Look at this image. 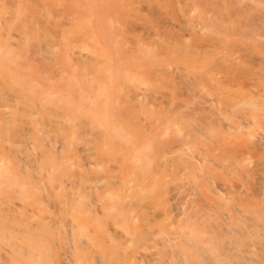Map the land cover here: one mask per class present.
Masks as SVG:
<instances>
[{
	"label": "bare ground",
	"instance_id": "1",
	"mask_svg": "<svg viewBox=\"0 0 264 264\" xmlns=\"http://www.w3.org/2000/svg\"><path fill=\"white\" fill-rule=\"evenodd\" d=\"M151 1L78 0L87 18L78 38L68 34L71 64L59 61L51 75L97 60L90 76L60 91L41 88L49 74L22 53L46 33L28 34L24 14L11 38L26 46L5 50L0 31V79L38 104L0 120V246H9L0 264H264V0H186L196 6L188 29L157 21L158 36L135 34L148 22L141 10L156 9ZM51 42L42 56L52 58ZM156 85L166 88L156 90L159 103L147 100ZM22 116L41 160L14 144ZM55 124L59 153L56 141L43 142ZM75 141L89 147L78 155ZM17 205L36 209L3 215Z\"/></svg>",
	"mask_w": 264,
	"mask_h": 264
},
{
	"label": "rangeland",
	"instance_id": "2",
	"mask_svg": "<svg viewBox=\"0 0 264 264\" xmlns=\"http://www.w3.org/2000/svg\"><path fill=\"white\" fill-rule=\"evenodd\" d=\"M46 2V5H43V3ZM152 6H154L156 9L152 10L151 13H148L147 9L141 10L142 14H145L147 25L144 29H138L134 33L135 34H144V36H158V29L156 27L157 21H160L161 23H169L173 27V31L177 32V27L173 25V23H176L177 25H181L182 29L186 30L188 27H190V22H193V18L191 15V8L192 10H195L196 6L189 7V4H187L186 0H152L151 1ZM178 3V4H177ZM77 4H79L78 0H0V31L2 35V49H7V47L11 48L15 47L18 50L21 48V46H26L24 43V39L19 38L18 40L12 39L11 34L18 32L16 28H21L23 24V18H21L24 14L28 17V19L24 20L25 25H27V31L28 34H32L35 31H41L45 32L46 38H43L42 40L34 41L31 44L32 51L22 52L24 55L29 57L28 66L32 67L34 69H39V71H44L47 75L49 74L48 78L44 76L41 81V88H43L45 91H49L51 89L50 85L54 84L56 85V88H59V91L61 88H65L68 85H71L73 82L74 84H77L79 80L83 79L84 77L90 76L92 74V71L89 68V65L97 60V57H83L78 62H73L72 67H74L75 71L72 70H66V74H56L52 77L51 73L56 69V66H58L61 60H66L65 65L68 67L71 64V59L68 58L69 53L73 50L75 47L74 40L69 39L68 41V34L71 32L74 37H79L78 28L82 24H84V20L87 18L86 16H82L81 13H78V7ZM178 7V8H177ZM181 10H180V8ZM186 8V9H185ZM62 9V10H59ZM80 10V9H79ZM5 12L4 15H7V19L5 20L3 18V12ZM11 11V12H9ZM2 12V14H1ZM181 12V14L179 13ZM179 15V16H178ZM160 16V18H159ZM163 17V18H162ZM38 19H48V21H45L44 23H40ZM186 19L185 24H183L182 21ZM36 20V21H35ZM27 21V22H26ZM54 39L55 42H51L50 47L52 50V58L42 56V54L45 52V41L50 42V39ZM68 43L66 46L65 43ZM145 40H140L138 42L136 51L134 54L140 53V44H144ZM146 43V42H145ZM154 46L152 43H148V47ZM151 48H156L151 47ZM21 50H23L21 48ZM14 52L17 50H13ZM170 52L167 48L162 49L161 58L165 60L164 62H173L174 56L171 55L169 57ZM161 58H158L160 60ZM70 69V68H68ZM139 74L137 76L141 77L143 75V72H138ZM160 71L155 70L151 73L152 78L149 83H154L159 75ZM44 75V73H43ZM62 77L60 78V76ZM60 78V79H59ZM50 84V85H49ZM142 85V83H139ZM96 85V83H94ZM162 85V84H161ZM161 85L153 86V88H150L149 93H151L152 96L148 97L147 100L150 102H160L158 99L154 97V95L157 93L156 90H166L165 87H159ZM40 88V86H39ZM79 90H75V95L79 94ZM14 94V95H12ZM32 95L31 93H25L24 96ZM158 95V94H157ZM11 96L12 99L10 98ZM166 104V102L164 103ZM36 108L38 107V104L35 100L33 101H24L21 99V94L13 91L12 89L6 87L3 83V81L0 79V120H7L10 118V116L13 115L15 111L21 112L24 115H27L29 112H24V109H30V108ZM55 112V111H54ZM57 121H62L61 119ZM20 127V132L14 133L13 137L15 136L14 144L18 145V152L24 155H28L31 158H40L43 159V151L36 147L35 145V134H33V126L31 124V121L28 119V117H23L20 119L18 124ZM59 124H55L53 129H50V127H45V130L43 132L44 135V145L46 147H49V144L53 141H56V147L53 149L56 153H59L62 151L63 148V139L59 136L58 130ZM24 127H28L29 130H24ZM22 128V129H21ZM68 127L64 130H67ZM77 133H79L77 131ZM81 138V135L78 137ZM76 142V141H75ZM84 142V141H83ZM88 142L85 141L84 143L80 144L78 142L74 143L73 145V151L76 152V154H80L81 150L80 147H89ZM4 154L7 152L4 151ZM38 155V156H35ZM78 158V157H77ZM85 157L82 155V162H86L84 159ZM18 162V161H17ZM87 164H85L86 166ZM81 169L79 164H77V170ZM33 173H36L38 170L37 165H32ZM31 170V171H32ZM42 178L46 177L45 170L42 171ZM111 174H114L118 176L120 174V168H116L115 170L111 171ZM45 180V179H44ZM109 185H113L112 182H108ZM106 187V186H105ZM104 187V192L105 188ZM109 191V190H108ZM46 193H42V195H45ZM47 198V197H46ZM17 204H19V200L14 199ZM46 202V200L44 201ZM5 205H8V202L4 203ZM58 207V205H56ZM54 206L55 209L57 207ZM17 210H3V215L8 218H14L18 216L19 214L26 215L29 213L30 210H35L36 208L27 205L28 211L25 210L24 207L17 205ZM50 214V213H49ZM31 215V213H29ZM4 216H2L4 218ZM35 217L36 214H33ZM69 217H65L64 219H68ZM52 224L59 225L62 223L61 218L54 217L51 219ZM63 236V235H62ZM65 241V239H64ZM65 244V243H64ZM9 248L7 244H2L0 248ZM2 251V249H0ZM7 264H10L11 262L9 259L7 260Z\"/></svg>",
	"mask_w": 264,
	"mask_h": 264
}]
</instances>
